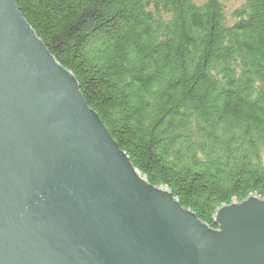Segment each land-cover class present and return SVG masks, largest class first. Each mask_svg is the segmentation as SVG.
Masks as SVG:
<instances>
[{
	"label": "trees",
	"instance_id": "16d2710c",
	"mask_svg": "<svg viewBox=\"0 0 264 264\" xmlns=\"http://www.w3.org/2000/svg\"><path fill=\"white\" fill-rule=\"evenodd\" d=\"M134 168L209 226L264 196V0H15Z\"/></svg>",
	"mask_w": 264,
	"mask_h": 264
},
{
	"label": "water",
	"instance_id": "95a60500",
	"mask_svg": "<svg viewBox=\"0 0 264 264\" xmlns=\"http://www.w3.org/2000/svg\"><path fill=\"white\" fill-rule=\"evenodd\" d=\"M212 222L134 168L15 0H0V264H264V196Z\"/></svg>",
	"mask_w": 264,
	"mask_h": 264
},
{
	"label": "rangeland",
	"instance_id": "374dc122",
	"mask_svg": "<svg viewBox=\"0 0 264 264\" xmlns=\"http://www.w3.org/2000/svg\"><path fill=\"white\" fill-rule=\"evenodd\" d=\"M233 2H234V0H226V6H227V8H229V4H233Z\"/></svg>",
	"mask_w": 264,
	"mask_h": 264
},
{
	"label": "bare ground",
	"instance_id": "6f19581e",
	"mask_svg": "<svg viewBox=\"0 0 264 264\" xmlns=\"http://www.w3.org/2000/svg\"><path fill=\"white\" fill-rule=\"evenodd\" d=\"M91 108V107H90ZM104 124V123H103ZM256 195H258V194H256ZM259 196V195H258ZM245 199V198H244ZM234 200H237V199H234ZM200 220V219H199ZM205 223V222H204Z\"/></svg>",
	"mask_w": 264,
	"mask_h": 264
}]
</instances>
